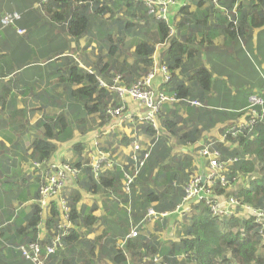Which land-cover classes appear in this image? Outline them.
I'll return each instance as SVG.
<instances>
[{"label":"trees","instance_id":"16d2710c","mask_svg":"<svg viewBox=\"0 0 264 264\" xmlns=\"http://www.w3.org/2000/svg\"><path fill=\"white\" fill-rule=\"evenodd\" d=\"M54 1L46 0L41 5L47 23L61 25L70 38H83L82 50H87L95 43L90 49L95 59L92 61L86 58V64H82L70 57V52L57 49L52 51L51 48L58 46L57 39L49 40V35L45 36L42 30H38L34 25L28 29L26 35L19 34L14 40L12 28L17 32L16 24L19 20L14 26H7L8 29L2 27L8 30V35L2 38L0 44L11 43V47L6 52H3L4 49L1 47L0 59L16 55L17 58L13 59L15 68H26L21 63L27 61L29 62L25 65L35 68L44 63H48L45 64L48 67L55 58L63 62L60 67H50L48 70L50 75L55 76L46 83L49 91L41 90L43 85L41 80L36 79L37 73L27 70L33 71L26 77L29 78L27 84L36 88L38 91L36 97L39 100V107L29 111L32 114L36 110L40 113L33 125L42 128V136L35 137L26 148L25 158L31 162V170L29 177L21 178L20 182L24 184L31 179L34 181L37 203L31 206V212L24 222L19 223L9 217L0 224V253H3V258L4 254H10L20 256L23 258L21 261L35 264L22 255L19 247L33 242L43 246L48 244L57 232L60 213L56 202L49 204L46 217H43L42 208L38 203L39 187L42 182L41 169L51 160L60 144L69 142L71 150L76 155L71 165L79 169L72 185L65 188L72 227L62 238L61 248L46 258L41 257L44 264H109L105 259L109 260L110 264H160L152 261L155 256L162 257L161 263L167 264H264V241L252 219L220 220L212 217L204 204L194 205L190 214L183 216L181 220H176L174 216L158 219L152 224L153 232H144L146 226L143 227L141 224L137 236L128 237L131 224L140 223L148 208L171 212L181 202L185 184L194 171L192 164L196 152V148L194 152L183 149L203 139L202 129L190 121L194 117L198 118V114L201 113L198 121L205 120V127L210 128L207 119H210L212 111L207 112L206 108L215 104L208 98L207 92H210L215 81L212 72L202 65L197 66L194 62L197 53L193 45L194 28L203 23L202 21L205 22L207 17L213 16L217 23L207 27L208 34L221 29L228 39L229 48H232L233 42H237L240 47L241 41L247 46L253 30L264 27V0H218L217 3L211 0H197L196 4L187 2L170 22L155 19L142 1L56 0L59 2L58 5H54ZM234 3H237L236 24L232 21L235 19L234 15L231 14L230 20L218 7L224 5L230 12ZM188 5H208L201 12L202 21L196 18L195 13L189 11ZM31 10L33 14L34 10ZM2 13L4 11L0 12V16ZM22 17L21 15L20 20ZM189 24L191 25L188 29L189 35L186 29L183 39L180 37L181 30ZM172 25L173 32L170 27ZM114 26L117 28L118 36L113 30ZM41 27L44 28L46 25L43 24ZM32 37L37 38L35 46L38 51L35 59L42 57L46 60L35 61L32 57L35 46L28 41ZM44 40L46 44H43ZM161 44H165L166 47H162ZM42 45L43 48H39ZM25 50H29L27 56L23 53ZM155 53L159 64H166L170 72V80L160 83L158 88L177 101L165 103L171 104V109L168 108L169 115L164 116L165 104L162 106L159 114L161 135L157 140L155 131L146 122L137 124L136 128L150 137L152 148L128 194L122 189L121 167L105 168L97 177L94 176L91 161L86 155L87 139L105 125L113 124L114 121L107 110L122 105L118 95L108 87L102 86L100 80L110 84L113 82L112 79L119 75L120 83L130 87L152 69ZM21 54L23 57L20 63L18 59ZM189 71L190 74H186L184 78L178 77ZM194 85H197L196 94L193 92ZM61 97L71 98V102L74 99L79 101L83 105L84 114L71 121L65 113H55ZM192 98H198L200 102ZM191 101H198L199 105H194ZM186 107L199 112L197 115L187 114L183 118L179 113ZM16 110L15 108L14 111ZM216 110L214 111L217 113L216 123L221 115L224 118H228L229 115H233V118L240 115ZM28 116L30 117L27 118ZM31 117L27 114L25 122ZM247 117L245 115L243 118ZM71 125L75 128L76 138L70 130ZM230 125L227 123L219 128V134H224ZM227 140L229 143L226 145L217 143L216 148L220 150L222 160L236 157L237 161L226 167L223 175L229 183L232 182V178L239 176L244 182L247 181L248 186L243 184L227 190L216 178L213 192L221 196L232 195L241 202L264 211V121L255 123L250 132L244 129L234 138L227 134ZM130 141L131 137L125 134L118 143L128 146ZM98 142L104 151L111 150L116 153L118 150V147L112 148L114 140L104 138ZM178 143L182 144L181 152L173 153L172 150ZM62 162L67 160L62 159ZM131 166L132 163L127 160L123 169H130ZM81 191L102 195L103 198L99 200L100 202L95 201L88 205L82 202ZM100 208L104 211L103 215H95ZM168 222L172 226L175 222L184 224L183 232L179 234L176 231L174 235L178 236L177 241L172 239L159 241V236H155L165 228L166 231L171 229L173 236L172 226L167 225ZM98 224L104 226L106 230L102 235L93 239L88 238V234L93 232ZM112 226H119L118 230H121L119 235H112V239H108L106 236L111 232ZM40 227L43 228L42 231ZM240 228L243 230L239 231ZM39 233H42L41 237Z\"/></svg>","mask_w":264,"mask_h":264},{"label":"built area","instance_id":"2783aa9c","mask_svg":"<svg viewBox=\"0 0 264 264\" xmlns=\"http://www.w3.org/2000/svg\"><path fill=\"white\" fill-rule=\"evenodd\" d=\"M133 1H142L147 7L148 12L152 14L155 19L166 22H170L174 17L173 7L175 5H184L182 0ZM211 1L217 3L218 0ZM218 7L228 15L230 20H232L231 14L234 15L235 19L232 21L236 24L237 3L233 4L230 12L224 6L218 5ZM20 18L21 15L16 11L4 12L0 16V24L2 27L14 26ZM170 27L173 32L174 26L172 25ZM17 32L22 34L25 30L17 28ZM161 46L164 48L166 47L165 44H161ZM156 56L157 53H155L154 65L149 73L137 80L130 87L120 83L119 75H116L112 79L113 82L110 84H106L100 80L102 86L108 87L118 95L122 101V105L113 109H108L107 112L111 115L114 121L112 122L113 124L108 126L105 125L94 133V138L90 144V150L92 152L90 166L95 177L98 176V173L102 169L113 166L121 167L123 171L122 189L128 194L130 193L131 185L138 171L144 166L152 148L150 138L136 128L137 124L146 122L147 125L155 131V139L157 140L161 135L159 114L162 106L165 103L177 101L176 98L168 96L164 91L158 88L160 83L170 80V72L166 64H159ZM158 77L160 80L157 85H154V81ZM127 99L136 101L137 106L141 109V112L137 114V116L126 112L125 106ZM249 102L250 113L246 119L233 122L226 129L225 133L217 139L199 141L189 146V149H187L188 151L194 152V148H196L194 163L192 164L194 171L185 184V193L181 202L175 206L173 211H156L152 208H148L142 221L131 227L128 237L137 236L138 227L141 224L143 225L147 222L154 223L163 217L169 218L174 216L177 219L183 218V216L190 214L194 205L204 204L208 208L210 215L220 220L226 218L252 219V223L258 227V233L264 241V211L251 204L241 202L232 195H217L212 189L216 178L219 179L221 186L226 187L227 190L243 184L244 186H248L247 181L244 182L239 176L232 178V182L230 183L225 179L223 172L226 170V167L237 161V158L228 157L222 160L220 150L216 148V144L222 143L226 145V143H229L227 134L234 138L242 133L244 129L250 132L255 123L264 121V98L252 95L249 97ZM191 103L199 105L198 101H191ZM124 123L129 129L128 136L131 137L127 149V156L132 166L127 170L123 169V165L127 164V162L121 161L118 158L117 152L113 153L111 150H102L101 144L98 142V140L101 141L104 138L106 139L113 129H118V126H122ZM183 150L186 151L185 149ZM34 165L39 167L37 164ZM78 172L79 169L72 166L70 163L50 160L47 161L41 169L42 182L39 187L38 203L44 215L43 209L47 208L51 202L55 201L59 209L60 221L57 224V232L48 244L42 246L38 242H33L19 247L22 255L35 264H44L41 257L46 258L61 248L62 238L67 235L69 228L72 227L70 207L68 205L65 188L67 186V179L70 177L73 181ZM242 230V228L239 229V231ZM161 259L162 257L155 256L152 261L155 263L167 264L166 262L161 263Z\"/></svg>","mask_w":264,"mask_h":264},{"label":"crops","instance_id":"0c3cea01","mask_svg":"<svg viewBox=\"0 0 264 264\" xmlns=\"http://www.w3.org/2000/svg\"><path fill=\"white\" fill-rule=\"evenodd\" d=\"M46 0H0V12L1 11H16L20 15H22V19L17 22V27L22 28L25 30V34L28 32V29L34 25V27H41L43 24L46 25L44 27V35H49L48 38L49 40H54L57 39V37L62 36L63 38L66 37V33L63 31L61 28V25H52L47 23V18L44 17V13L41 10V5ZM187 2V0H186ZM59 2L54 1V5H58ZM11 5H20L19 8L12 7ZM40 5V6H39ZM183 5H175L173 7L174 11V16L177 13V11L181 8ZM189 6V11L195 13L196 18L199 21L203 16H201V12L208 6L205 5H188ZM33 9L34 13L32 14L30 10ZM10 11V12H11ZM32 11V10H31ZM42 11V12H41ZM26 13H29L28 16L24 15ZM199 26H197L195 29V38H194V46L195 49L197 50L196 55L201 53V64L202 66L206 67L210 72L213 74L214 78V85H212L210 92H207L208 98L213 100V98H221L223 101V105H227L231 108H225L224 110H221V108H217L220 111H224L226 113H231V114H242L241 117H235L233 118V115H229L228 118H224L223 115H221L220 119L217 121L216 126L210 127V128H201L202 129V137L204 138L203 141H207L209 139H217L221 135L219 134V128L223 127L227 123H233L236 122L237 120H241L243 118L248 110L249 107V96H259L264 98V58L259 59V62H255L254 60L251 61L249 53L246 52V47L243 42H240V47H238V50L235 52H240L243 51L239 57H234V61L237 62L239 65H236V68L238 70H232L231 69V63L229 58L231 56L230 51H226L229 48L228 45V39L226 38L225 34L223 31H221L222 34H218L216 32V29L214 30L211 34H208V31L206 30L207 27L210 25L214 26L217 21L216 18L213 16L207 17L206 21H202ZM54 26V27H52ZM190 24L186 25L185 28L181 30L182 34H180V37L184 39V32L185 30L190 28ZM204 27V29H202ZM7 28V27H4ZM2 28V25L0 24V41L2 38L6 37L8 35V30ZM8 29V28H7ZM13 31V40L19 35V33L16 32V29L12 28ZM49 29L50 31H47ZM259 29H254L252 38L254 40V37H257ZM258 31V32H257ZM16 32V33H15ZM53 34V35H51ZM4 35V36H2ZM188 35H189V30H188ZM187 35V36H188ZM189 37V36H188ZM10 40V38L8 39ZM30 43H33V46H35V43L37 42L36 37H32L30 40H28ZM39 42L41 40L39 39ZM50 44V41H49ZM44 45L40 46L39 48H43ZM70 46H73L71 43ZM1 47L4 49L3 52L9 51L11 47V43H3L0 44V50ZM38 51V48L36 49L34 47V55L32 56L35 61H42L46 60L45 58L42 57H37L36 58V52ZM228 52V54L223 55V52ZM246 52V53H245ZM1 53V51H0ZM24 55L29 54V50L23 51ZM195 55V56H196ZM21 57L23 55L21 54L20 58L18 59V62L21 61ZM17 58L16 55L12 56H7L3 59H0V147L3 149H0V160H3L5 157L4 154H14L16 149H19V142L18 139L22 135V132L17 130V126H21L25 122V118L27 114H30L32 118L30 121L33 123L36 121V119L40 116V113L36 110L35 113H31L29 109L39 107L38 99L36 97V94L38 91H36V88H33L32 86H28L27 82L29 80V77L34 69V66H28L25 65V63L28 64L29 61L25 63H21L26 68L22 69H17L13 66V59L15 60ZM195 62V61H194ZM245 62H247V67H244ZM252 62L257 66V71L256 73H253V67H252ZM47 65L48 63L40 64L39 67H43ZM263 64V65H262ZM234 67V66H233ZM26 70V71H24ZM27 70H33V71H27ZM218 71V72H217ZM259 72V73H258ZM26 78V79H25ZM33 78V77H31ZM25 79V81H24ZM159 77L155 79L154 85H157L159 81ZM222 81V84H220L219 81ZM192 99H197L198 98H192ZM200 102V101H199ZM4 104V105H2ZM216 105V104H215ZM211 106V105H209ZM17 109L14 111V109ZM126 112H128L131 115L137 116L141 112V109L137 106L136 101L127 99L126 100V106H125ZM200 115L201 113L198 114V118H201ZM11 117V118H10ZM205 121V120H204ZM206 125V124H205ZM118 129H122L126 134L128 135L129 129L126 127V125L118 126ZM94 138V134L92 137H90L87 143V148H86V155L91 159L92 157V152L90 150V144L91 141ZM108 138V136H107ZM106 138V139H107ZM114 144H116L117 138L113 139ZM30 143V142H29ZM29 143L26 144V147H28ZM64 147L58 146L57 151L54 153L50 161H57L61 162L62 159H64V151L66 147L69 146V142L63 143L62 144ZM112 146V147H113ZM190 146V144L188 145ZM118 147L117 150V155L119 158V152H120V145L118 143V146L116 145L115 148ZM189 149L185 148V150ZM63 153V154H62ZM26 155V154H25ZM24 155V158H25ZM19 165L21 166L23 173L25 174L24 177H29V170H31V162L27 161L24 162L20 158ZM10 174V168H6V175ZM29 182H24V186L28 185ZM70 186L72 185L71 183H68ZM20 185L23 186L20 182ZM31 189L24 194L25 197L23 198L22 202L25 206V209L23 211L22 219L23 222L25 221L26 217L30 214L31 212V206L35 203H37L36 200V192H35V185L30 184ZM82 194V202L87 204L83 198L85 196H90V197H100L102 199V195H93L84 191H81ZM97 200L98 202H100ZM94 201H91L88 203V205L94 203ZM100 205V204H99ZM11 210H12V204H11ZM10 210V211H11ZM102 211L100 214L98 212ZM44 215L43 217H46L48 214V207L43 209ZM104 211L100 208L97 210L94 214L97 216L103 215ZM11 215V213H10ZM2 223V220L0 219V224ZM41 225V224H40ZM99 225V224H98ZM98 225L94 227L93 232L88 234V238L93 239L98 236V234L102 235L104 231V227L102 225L100 229H98ZM167 225L172 226L170 222H168ZM43 228L40 227V231H42ZM164 234L163 231L160 232V234ZM170 235V238H173L174 236H171V233H168ZM39 236H42V233H39ZM5 257L3 258V253H0V264H31L29 262L21 261L23 258L15 257L10 254H4ZM107 263L110 264V261L105 259Z\"/></svg>","mask_w":264,"mask_h":264},{"label":"rangeland","instance_id":"374dc122","mask_svg":"<svg viewBox=\"0 0 264 264\" xmlns=\"http://www.w3.org/2000/svg\"><path fill=\"white\" fill-rule=\"evenodd\" d=\"M197 0H187L188 3H193L196 4ZM12 7H16L19 8L20 5H11ZM207 6V5H205ZM224 6V5H222ZM38 30H42V32H45L43 27H38ZM117 28L114 26L113 30H115L116 35L118 36V32L116 30ZM221 29L216 30V32L218 34H222ZM259 31V32H258ZM258 35L257 37H254L251 39H248V43H247V47H246V52L249 53L250 59L251 61H255V62H259V59L264 58V27L260 28L258 30ZM53 35V34H51ZM127 35V34H125ZM46 36V35H45ZM67 38H63L62 36L57 37V47L56 48H51V50H63L64 52H70L71 55L70 57H72L76 62H80L82 64H86V58L87 60H94V54L90 53V49L91 47L95 46V43L91 44V47H89L87 50H82L81 49V45L83 44V38L80 39H74V38H70L69 36H67ZM41 43V42H40ZM71 43L74 44V47L70 46ZM43 44H46V41H43ZM76 45V46H75ZM239 44L237 42H233L232 43V48L227 49L226 51H230L231 56L229 58L230 63H231V69L232 70H238V68H236V65H239L237 62L234 61V57H239L240 53L236 50H238ZM35 48H37L35 46ZM45 49V48H44ZM223 52V55H226L229 53L228 52ZM245 52V53H246ZM54 62H51L49 64L48 67L44 66V67H33L30 69H34V72H36V79L41 80V84L43 85L42 89L43 91H49L48 87L46 86V83L48 82V80L55 78V76L50 75V73L48 72V70H50V67H60L62 65V60L55 58L53 59ZM194 61L196 63L197 66H199L201 64V53H199L198 55H196L194 57ZM252 67H253V73H256L257 71V66L252 62ZM263 65V64H262ZM234 66V67H233ZM244 67H247V62H245ZM218 72V71H217ZM259 73V72H258ZM186 74H190L189 72L183 73L180 77H185ZM60 75V74H59ZM220 84H222V81H219ZM38 86V85H35ZM196 89H197V85L193 86V92L196 94ZM60 105L57 106V109L55 111V113H59V112H63L65 113L68 118L73 121L75 119V117L77 116H82L84 114V109H83V105L79 102L76 101L75 99L73 100V102H71V98L68 97H64V98H60L59 100ZM213 102L216 105H211L208 106L206 108L207 112H211V116L210 119H207L209 126L210 127H214L216 126V115L217 113L214 111H217V108H221V110H224L225 108H231L227 105H223V101L222 99L219 98H213ZM168 108L171 109V104H165L163 107V113L164 116H166L167 114L169 115V111ZM204 108V106H203ZM184 111H182V113H179V115L181 117H186L187 114L189 115H197V113L199 112L198 110H195L194 108L191 107H186L183 109ZM202 111V110H201ZM30 116H28L27 118H29ZM183 117V118H184ZM32 118V117H31ZM30 118V119H31ZM30 119L28 120V122L23 123L21 126H17V130L22 132V135L19 137L18 141L19 142V149L14 152V154L10 153V154H4L5 157L8 158H4L3 160H0V219L4 222L7 220V218H12V220L16 219V221L23 222L22 219V215H23V211L25 209V206L22 202L23 198L25 197L24 194H26L30 189L31 186L30 184H33L34 181L31 179L30 182L28 183V185L21 186L20 185V179L23 178L25 176V174L23 173V170L21 168V166L19 165L20 162V158L24 161L27 162L26 158H24V155L26 154V144L31 142L35 137H40L42 136V128L41 127H37L34 126L33 123L30 121ZM185 120V119H184ZM195 124H197L199 126V128H204L205 129V121H198L197 117L192 118V121ZM187 125V124H185ZM196 126V125H195ZM132 128V127H129ZM70 130H72L73 132V137H77V135H75V128L73 127V125L70 126ZM125 132L122 129H113L111 131V133L108 135V140H113L117 138L116 144L113 146L115 147L118 142L120 143L121 138L125 135ZM150 138V137H148ZM204 139V138H203ZM203 139L200 140L203 141ZM60 147H64L62 144L59 145ZM112 147V148H113ZM184 148V147H183ZM0 149H3L2 147H0ZM120 152H119V159L123 162H127L128 160V156H127V149L128 146H122L120 147ZM182 149V144L178 143V145L172 150L173 153H180ZM66 151H64V159L67 160V163H72L74 162L76 155L73 153V151L71 150L70 147H66L65 148ZM188 151V150H186ZM63 154V153H62ZM129 161V160H128ZM10 168V174L6 175V168ZM240 183V182H239ZM100 197H90V196H85L83 198V200L88 204L91 201H97L99 200ZM11 204H12V210H11ZM11 210V211H10ZM103 210V209H102ZM102 211L98 212L99 214ZM11 213V215H10ZM182 218H178L176 220H181ZM182 222V221H181ZM181 222H175L172 226L173 229V236L175 235L176 231L180 233L183 232L184 230V224H182ZM136 223H132L131 226L135 225ZM152 224L150 222H147L145 224H143L142 226H146L144 228V232L145 231H151L152 230ZM98 229L101 228L100 225L97 226ZM104 227V226H103ZM140 227V226H139ZM138 227V229H139ZM119 226H112L111 227V232L107 233V238L108 239H112V235H119V231L118 230ZM166 229V228H165ZM163 230L164 234H160L159 235H155L156 237L159 236V241H167V240H178V236L177 237H173L170 238V235L168 233H171L172 235V231L171 229H169V231ZM105 227H104V231H105ZM110 231V229H107ZM103 231V232H104ZM102 232V233H103ZM100 234H98L99 236ZM97 236V235H96ZM120 238V237H119ZM121 241V239H120Z\"/></svg>","mask_w":264,"mask_h":264},{"label":"clouds","instance_id":"9594fccd","mask_svg":"<svg viewBox=\"0 0 264 264\" xmlns=\"http://www.w3.org/2000/svg\"><path fill=\"white\" fill-rule=\"evenodd\" d=\"M183 2H184V5L183 6H186L185 4L187 3L186 2V0H182ZM183 6H181V7H183ZM250 97V96H249ZM259 97V96H258ZM262 98V97H261ZM249 104H250V102H249ZM250 113V110H249V107H248V110H247V113H246V115L248 116V114ZM244 120V118H241V120ZM238 121V120H237ZM259 123V122H258ZM230 124H232V123H230ZM185 149V148H184ZM72 183H73V181H72ZM68 182H67V186L66 187H68Z\"/></svg>","mask_w":264,"mask_h":264},{"label":"water","instance_id":"95a60500","mask_svg":"<svg viewBox=\"0 0 264 264\" xmlns=\"http://www.w3.org/2000/svg\"><path fill=\"white\" fill-rule=\"evenodd\" d=\"M67 182H68V183H71V182H72V179L69 177V178L67 179Z\"/></svg>","mask_w":264,"mask_h":264}]
</instances>
